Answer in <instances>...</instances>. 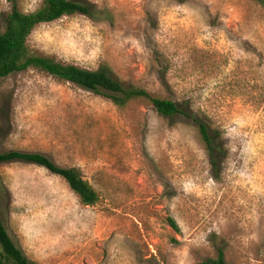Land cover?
Masks as SVG:
<instances>
[{
    "label": "rangeland",
    "instance_id": "obj_1",
    "mask_svg": "<svg viewBox=\"0 0 264 264\" xmlns=\"http://www.w3.org/2000/svg\"><path fill=\"white\" fill-rule=\"evenodd\" d=\"M83 14L36 26L39 55L178 102L221 132L213 163L197 126L148 101L115 105L46 72L0 80V153H41L98 193L84 205L59 175L0 163V217L35 264H264V9L252 0H79ZM0 0V31L16 6ZM174 220L177 230L168 219Z\"/></svg>",
    "mask_w": 264,
    "mask_h": 264
},
{
    "label": "trees",
    "instance_id": "obj_2",
    "mask_svg": "<svg viewBox=\"0 0 264 264\" xmlns=\"http://www.w3.org/2000/svg\"><path fill=\"white\" fill-rule=\"evenodd\" d=\"M264 9V0H252ZM83 14L95 21L112 20V13L106 8L79 0H42L38 9L24 12L13 6L3 20L0 31V80L16 72L36 69L77 86L109 98L115 105L122 107L134 99H144L161 115L172 117L183 115L196 124L198 134L205 150L214 163L224 155L222 135L216 128H211L205 121L189 114L183 106L169 98L158 97L137 86H126L113 76L106 64L90 70L74 64L56 61L54 58L34 53L27 40L32 30L44 23L55 21L63 16ZM22 161L34 163L46 168L65 180L69 188L79 197L84 205H95L98 193L75 168L58 166L41 153L6 151L0 153V163ZM0 196H6V190L0 185ZM169 225L177 230L173 219L167 218ZM0 264H35L28 260L22 250L9 235L0 217ZM200 264H228L222 251L213 258H207Z\"/></svg>",
    "mask_w": 264,
    "mask_h": 264
}]
</instances>
